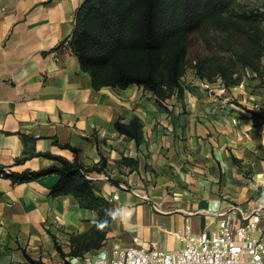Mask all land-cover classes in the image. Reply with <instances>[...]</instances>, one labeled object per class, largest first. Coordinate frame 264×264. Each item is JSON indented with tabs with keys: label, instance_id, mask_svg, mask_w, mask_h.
<instances>
[{
	"label": "crops",
	"instance_id": "1",
	"mask_svg": "<svg viewBox=\"0 0 264 264\" xmlns=\"http://www.w3.org/2000/svg\"><path fill=\"white\" fill-rule=\"evenodd\" d=\"M84 1L0 0V165L22 173L59 164L46 153L87 166L105 160V170L90 176H110L93 183L113 221L91 255L134 237L178 251L179 229L213 231L219 213L264 203V121L244 110L251 103L244 90L218 84L211 94L196 79L165 108L138 85L95 89L69 44L60 47ZM246 90L264 111V89ZM134 117L143 123L138 142L116 127ZM59 181L57 174L0 177V264L81 263L71 237L88 232L98 214L72 194L53 195Z\"/></svg>",
	"mask_w": 264,
	"mask_h": 264
},
{
	"label": "trees",
	"instance_id": "2",
	"mask_svg": "<svg viewBox=\"0 0 264 264\" xmlns=\"http://www.w3.org/2000/svg\"><path fill=\"white\" fill-rule=\"evenodd\" d=\"M241 0H85L76 13L75 29L60 47L69 44L80 64L91 77L95 89L116 87L125 89L138 85L152 92L160 106L173 94L182 97L181 79L189 68V38L207 25L219 29L225 36L221 48L228 49L240 66L257 71L264 45L258 33L246 21L260 17L250 11L235 12ZM229 34V35H226ZM234 39L236 43L234 42ZM251 51L241 52L237 45ZM257 48L260 53L253 54ZM253 56V60L250 58ZM206 61L198 66L205 77ZM218 74L230 87L242 82L237 71L222 65ZM264 76V75H263ZM227 86V87H228ZM117 129L137 142L141 139L143 123L134 117L129 123L117 122ZM39 154V153H38ZM59 164L41 170L12 171L0 165V177L13 182L35 180L50 174L60 176L52 194L74 195L81 207L97 212L98 218L88 232L72 235L71 256L83 257L103 247L108 227L113 221L110 202L100 194L88 176L103 172L101 164L87 166L78 158L71 161L51 154H40ZM27 157L17 160L22 163ZM106 222L103 228L98 225ZM31 264H44L31 261Z\"/></svg>",
	"mask_w": 264,
	"mask_h": 264
},
{
	"label": "built area",
	"instance_id": "3",
	"mask_svg": "<svg viewBox=\"0 0 264 264\" xmlns=\"http://www.w3.org/2000/svg\"><path fill=\"white\" fill-rule=\"evenodd\" d=\"M88 178L109 180L110 176L97 173ZM142 197L148 199L146 194ZM218 218V228L213 231L195 234L190 226L179 229L177 234L185 245L178 251H165L154 243L140 246L139 237H134L129 245H118L97 255L85 254L80 264H264V203L246 209L236 205L219 213ZM238 220L240 224L235 223Z\"/></svg>",
	"mask_w": 264,
	"mask_h": 264
},
{
	"label": "rangeland",
	"instance_id": "4",
	"mask_svg": "<svg viewBox=\"0 0 264 264\" xmlns=\"http://www.w3.org/2000/svg\"><path fill=\"white\" fill-rule=\"evenodd\" d=\"M235 12H246L250 15V11L254 12V15H258L260 19L256 22L246 21L247 25L258 33L261 43L264 45V0H241L239 5L235 8ZM229 35V34H226ZM225 36L224 33L219 31V29H215L211 25H207L203 29L198 32H194L189 38V68L186 71L185 75L181 79L182 87L184 88V92L187 89H192L196 87L193 81L196 79H201V82L198 87L202 88L204 91H207L211 94H214V89L217 88L219 84V89H232L235 87H239L240 90H244L243 95L247 97V102H251L249 105L252 108H256L259 105L255 101H250V93L246 94L248 87L252 88L251 92L256 91L257 88L264 89V51L262 52L261 63L258 65L259 69L257 71H253L248 67L240 66L235 62L234 56L231 52L226 48H221L220 44H223L222 39ZM230 36V35H229ZM237 41V40H236ZM235 39L234 42L236 43ZM224 45V44H223ZM237 50L241 52L251 51L248 48L243 47V45H237ZM260 53L257 48L253 49V54ZM250 58L253 60V56L250 55ZM206 61V69L203 70L205 77L201 78L198 70V66L200 63ZM219 65L224 66L229 69V71H237L243 79L242 82L236 86H232L229 88L227 84L224 83L221 76L218 74ZM258 79H261L259 83H257ZM211 85V86H210ZM224 86V87H223ZM228 86V87H227ZM223 87V88H222ZM213 89V90H212ZM224 91V90H223ZM246 91V92H245ZM176 94V93H175ZM173 94V96L175 95ZM171 96L164 102L163 107H167L171 99ZM179 97V96H178ZM245 101V100H242ZM238 102V100H235ZM254 105V106H253ZM261 105V104H260ZM247 106H243L244 110L252 113L253 117H260L264 121V111H261L258 107V112H254L252 109L247 108Z\"/></svg>",
	"mask_w": 264,
	"mask_h": 264
},
{
	"label": "clouds",
	"instance_id": "5",
	"mask_svg": "<svg viewBox=\"0 0 264 264\" xmlns=\"http://www.w3.org/2000/svg\"><path fill=\"white\" fill-rule=\"evenodd\" d=\"M131 214H132L131 211H129V212L127 213V216L130 218V217H131ZM114 218H115V217H114ZM105 224H106V222H104V223L98 225V227L103 228V227L105 226Z\"/></svg>",
	"mask_w": 264,
	"mask_h": 264
}]
</instances>
